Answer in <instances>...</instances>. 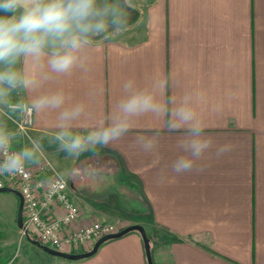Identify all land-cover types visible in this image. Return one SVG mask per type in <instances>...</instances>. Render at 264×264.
Returning <instances> with one entry per match:
<instances>
[{
  "label": "crops",
  "instance_id": "1",
  "mask_svg": "<svg viewBox=\"0 0 264 264\" xmlns=\"http://www.w3.org/2000/svg\"><path fill=\"white\" fill-rule=\"evenodd\" d=\"M141 12V24L129 25L124 37L98 42L87 54L86 71L76 69L40 91L63 89L72 101L88 105L93 119L74 129L84 133L113 110L125 80L144 84L165 74L182 82L177 95L189 89L204 94L208 132L231 151L220 158L208 155L200 162L202 172L176 176L169 166L180 134L165 132L159 151L146 155L132 146V137L148 135L162 122L143 118L122 141L100 149V163L111 162L110 167L74 184L69 171L93 158L86 153L72 160L59 149L53 140L55 113L33 115L34 138L62 169L82 222L141 225L153 264H264V0H147ZM20 68L27 70L29 62ZM14 94L20 102L31 95ZM5 105L0 104L4 125ZM165 168L168 178L159 184L157 174ZM104 196L113 204L97 202ZM57 259L147 264L138 233L102 244L87 259Z\"/></svg>",
  "mask_w": 264,
  "mask_h": 264
},
{
  "label": "clouds",
  "instance_id": "2",
  "mask_svg": "<svg viewBox=\"0 0 264 264\" xmlns=\"http://www.w3.org/2000/svg\"><path fill=\"white\" fill-rule=\"evenodd\" d=\"M132 0H0V104L22 114L55 113L53 140L67 158L79 160L68 176L74 184L95 179L111 162L100 163V149L122 141L137 128L143 118L162 122V127L148 129L149 134L132 137V146L146 155H155L165 139L176 137V157L171 173L202 172L200 162L208 155L220 158L229 151L227 143H218L208 132L202 108L204 94L195 89L181 91L182 82L165 74L141 84L133 78L121 85V96L110 113L84 133L74 131L84 121L93 119L88 105L72 101L63 90L40 91L49 82L69 76L76 69L86 71L87 54L100 40L122 35L129 27ZM29 62V68L20 66ZM30 93L26 102L10 103L15 92ZM212 111L217 109L213 107ZM17 133L0 123V175H19L27 179L26 165L42 152L39 140L30 138V146L13 150ZM168 169H161L156 182L163 184ZM60 175L53 187L63 185Z\"/></svg>",
  "mask_w": 264,
  "mask_h": 264
},
{
  "label": "built area",
  "instance_id": "3",
  "mask_svg": "<svg viewBox=\"0 0 264 264\" xmlns=\"http://www.w3.org/2000/svg\"><path fill=\"white\" fill-rule=\"evenodd\" d=\"M33 115L20 113L16 124L19 133L27 135L32 131ZM26 169L27 179L19 175H0V189L15 190L22 197L21 237L31 238L57 252L81 254L90 251L103 236L122 230L112 223L82 222L81 210L72 200L66 180L62 186L53 187L59 176H53L47 167L33 171L26 165Z\"/></svg>",
  "mask_w": 264,
  "mask_h": 264
},
{
  "label": "rangeland",
  "instance_id": "4",
  "mask_svg": "<svg viewBox=\"0 0 264 264\" xmlns=\"http://www.w3.org/2000/svg\"><path fill=\"white\" fill-rule=\"evenodd\" d=\"M145 1L147 0H132L134 7L128 10L129 25H133L135 23L136 25L141 24V11H143ZM128 28H131V26H129ZM139 30H141V27L139 28ZM137 34L140 36V33L137 32ZM125 35L126 32H124L122 35L112 37L107 40H115L116 38H122ZM9 102L14 104L20 101L13 93L10 97ZM2 111L5 112L7 120L6 126L17 133L16 139L13 143L14 150H19L24 146H30L29 138L35 139L34 133H32V131H28L27 135H24L17 131L16 124L20 119V112L11 111L8 108L7 104L3 106ZM57 157H59V154L57 155ZM27 166L33 171H39L41 167H47L53 176L63 175L62 169L57 168L53 164V162L43 149L42 152L37 155L36 160L28 163ZM64 180L68 182L65 177ZM110 195L116 196L115 193ZM128 196L129 195H127V198ZM96 200L98 203L104 205H110L114 202V200L109 198V196H104L100 199L96 197ZM17 207L18 200L14 194L0 193V264H58L60 262L59 259L51 257L43 251L39 250L37 246L32 243L33 239L21 237L20 231L16 225ZM103 222L112 223L120 229L127 227V225L116 221Z\"/></svg>",
  "mask_w": 264,
  "mask_h": 264
},
{
  "label": "water",
  "instance_id": "5",
  "mask_svg": "<svg viewBox=\"0 0 264 264\" xmlns=\"http://www.w3.org/2000/svg\"><path fill=\"white\" fill-rule=\"evenodd\" d=\"M0 193H12L17 197L18 207H17V213H16V225L18 229H21L23 225V221H22L23 200H22L21 195L19 194V192L15 190L7 189V188L0 189ZM130 233H138L140 235L142 242H143L146 263L153 264L149 239L146 235L145 229L141 225H138V224L127 226L116 234L103 236L102 238H100L94 243L90 251L81 253V254L61 253V252L54 251L46 246H43L34 240L32 241V243L36 245L37 248H39L40 250H42L44 253H46L49 256L61 258V259L68 260V261H79V260L90 258L93 255H95L99 247L102 244L112 241V240L120 239Z\"/></svg>",
  "mask_w": 264,
  "mask_h": 264
},
{
  "label": "trees",
  "instance_id": "6",
  "mask_svg": "<svg viewBox=\"0 0 264 264\" xmlns=\"http://www.w3.org/2000/svg\"><path fill=\"white\" fill-rule=\"evenodd\" d=\"M131 234V233H130Z\"/></svg>",
  "mask_w": 264,
  "mask_h": 264
}]
</instances>
